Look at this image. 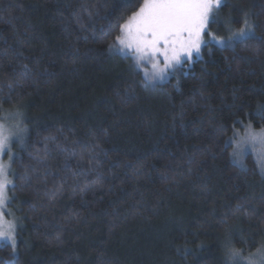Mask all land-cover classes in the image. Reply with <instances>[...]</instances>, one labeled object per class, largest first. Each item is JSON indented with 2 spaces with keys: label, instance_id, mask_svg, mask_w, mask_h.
<instances>
[{
  "label": "trees",
  "instance_id": "trees-1",
  "mask_svg": "<svg viewBox=\"0 0 264 264\" xmlns=\"http://www.w3.org/2000/svg\"><path fill=\"white\" fill-rule=\"evenodd\" d=\"M141 3L0 0V112L27 128L0 264H231L264 243V175L231 155L264 127V0H226L209 26L227 37L247 14L256 38L153 86L109 50Z\"/></svg>",
  "mask_w": 264,
  "mask_h": 264
},
{
  "label": "snow or ice",
  "instance_id": "snow-or-ice-1",
  "mask_svg": "<svg viewBox=\"0 0 264 264\" xmlns=\"http://www.w3.org/2000/svg\"><path fill=\"white\" fill-rule=\"evenodd\" d=\"M225 4L226 0H142L139 8L119 25V34L109 44V50L124 56L131 54L137 68L150 64L152 72L144 73L146 83L162 80L199 57L209 42L234 48L256 38L255 25L249 22L247 14L243 26L236 31L229 28L227 37H217L208 31ZM26 132L27 128L19 124L14 131L0 124V156L10 155L12 143L17 140L23 143ZM237 135L234 132L233 136ZM249 152L255 155L264 171V129L255 131L249 126L244 136L236 140L231 155L240 161ZM13 156L10 155V160ZM8 176V165L0 163V242L10 245L15 254L18 225L6 218L9 186L15 187V184ZM227 259L231 264H264V243L247 257L240 250L230 249Z\"/></svg>",
  "mask_w": 264,
  "mask_h": 264
},
{
  "label": "rangeland",
  "instance_id": "rangeland-1",
  "mask_svg": "<svg viewBox=\"0 0 264 264\" xmlns=\"http://www.w3.org/2000/svg\"><path fill=\"white\" fill-rule=\"evenodd\" d=\"M218 16V14H217ZM209 31V29H208ZM210 32V31H209ZM213 34H215L217 37H222L220 35H217L215 32H211ZM230 33V32H229ZM206 40H210V37L206 36L205 37ZM115 42V41H114ZM209 43H213V44H216L215 42H209ZM218 45V44H217ZM111 53L115 56H120V57H123L125 58V61L128 65H130L131 67L135 68L136 70L140 71L141 75L144 77V80H145V76H144V73L145 72H148V73H151L152 72V69H151V65L148 64L147 66H141L140 68H137L136 67V64H135V61L132 59V56L131 54H128L127 56H124V55H120V54H115L114 51H111ZM162 66V65H161ZM185 67V66H184ZM183 70V67L182 68H179L178 70L174 71L172 74L168 75V76H165L164 79L162 80H156V81H148L147 84L150 85V86H153L155 84H159V83H162V82H165L167 80H169L170 78L174 77L179 71H182ZM18 116H21V114L18 112V111H13V110H7V111H2L0 112V124H3L4 127L9 130V131H14L17 127V125L19 124V126L23 127L21 125V121L17 120ZM249 127V125H248ZM248 127H244L242 130H239V131H236V133H238V135L236 137H234V140H232L234 143H233V146L235 148L236 146V140H238L240 137L244 136L245 134V130L248 128ZM255 131H260L261 129H264V127L262 128H253ZM22 143L20 141H14L11 145V151H10V155L11 154H14V156L12 157V159L10 160V155H3V156H0V163H4L6 165H8V170H9V176H8V179L9 180H12V177H11V164H12V161L13 159L16 157V149L18 146H20ZM253 157H254V160L256 161L257 163V160H256V157L255 155H253L251 152H249ZM258 166V164H257ZM259 168V171L262 173V175H264V171L261 170V168L258 166ZM12 188V186L10 185L9 186V190H8V196L10 198V202L7 204L6 206V211L9 213V215L6 217L8 220H12V221H15L16 224L18 225V229H19V220L17 218V212H18V205L17 203L12 199L11 197V194H10V189ZM18 231V230H17ZM17 235V233H16ZM1 243V242H0ZM4 243V242H3ZM245 257H247L248 255H243Z\"/></svg>",
  "mask_w": 264,
  "mask_h": 264
}]
</instances>
